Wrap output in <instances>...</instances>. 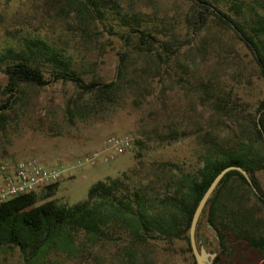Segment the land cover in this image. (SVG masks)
Returning <instances> with one entry per match:
<instances>
[{"label": "rangeland", "instance_id": "1", "mask_svg": "<svg viewBox=\"0 0 264 264\" xmlns=\"http://www.w3.org/2000/svg\"><path fill=\"white\" fill-rule=\"evenodd\" d=\"M215 1L239 21L228 0ZM115 2L116 10L98 18L77 13L68 0H0V54L8 48L20 51L24 38H38L68 58L69 70L85 83L102 86L116 81L120 54L125 51L118 37L127 31L120 21L122 14L139 16L159 41L172 35L186 37L184 18L190 7L186 0ZM128 52L116 89L105 95L99 87L84 92L70 81H54L51 67L43 64L48 83L40 88L21 85L16 98L8 101L10 107L4 111L8 120L0 129V162L34 159L44 167L59 162L71 166L78 157L101 149L109 137L130 136L132 146L122 155L77 168L58 182L50 199L71 206L84 201L93 184L140 166L169 163L193 173L204 154L203 134L212 132L216 140H225L229 118L256 116L264 94L262 78L235 32L213 15L171 59L159 60L156 52ZM0 68V106H4L9 96L4 93V67ZM170 129L180 131L173 138L167 135ZM144 173L142 178H147ZM257 179L264 190V171L257 173ZM44 189L38 191L43 194ZM258 214L264 224V210ZM201 235L210 241L209 250L219 254L216 232L207 226ZM129 243L127 235L116 237L89 247L82 257L58 256L48 264H120L122 249ZM227 245L228 254H220L219 264H239L237 243ZM140 253L159 264H192L181 241H152ZM0 264L23 261L13 249L0 254ZM243 264H264V254L252 255Z\"/></svg>", "mask_w": 264, "mask_h": 264}, {"label": "trees", "instance_id": "2", "mask_svg": "<svg viewBox=\"0 0 264 264\" xmlns=\"http://www.w3.org/2000/svg\"><path fill=\"white\" fill-rule=\"evenodd\" d=\"M68 1L77 13L98 18L105 11L118 8L115 0ZM186 1L190 7L184 18L187 32L183 39L172 35L159 41L142 25L139 16H120L127 27L124 34H118L125 51L120 54L116 81L110 84L85 83L69 70L68 58L38 38L22 39L20 51L4 50L0 54V67H4L2 72L7 77L4 93L9 100L0 106V129L8 120L4 112L10 107L8 101L16 98L21 85L40 88L48 83L43 64L51 67L50 76L54 81H70L84 92L99 87L103 95L109 94L123 75L128 51L156 52L159 60L171 59L176 50L201 32L211 15L222 26L232 29L248 49L264 85V0H239V7L237 0H228L239 21L224 12L215 0ZM213 2L217 6L213 7ZM221 106L220 110H224ZM255 113L254 117L239 116V120L229 118L225 124V140L219 137L216 140L212 132L203 134L204 154L200 167L193 173L169 163L151 164L93 184L86 199L71 206L50 199L58 183L45 187L43 194L37 190L1 203L0 254L17 249L23 264H48L58 256L82 257L89 247L101 241L127 235L130 243L122 249L120 264H159L140 253L150 242L159 240L170 244L183 242L195 264L189 243L194 210L214 178L232 166L246 171L260 196L254 194L239 172L225 174L202 210L195 230L196 244L210 251V241L201 235L209 225L216 232L220 247L212 264H219L220 254H228L229 242L239 247V264L252 259V255H263L264 224L258 211L264 210V190L257 173L264 171V94ZM179 131L170 129L167 135L174 138ZM142 172L147 178H142Z\"/></svg>", "mask_w": 264, "mask_h": 264}, {"label": "built area", "instance_id": "3", "mask_svg": "<svg viewBox=\"0 0 264 264\" xmlns=\"http://www.w3.org/2000/svg\"><path fill=\"white\" fill-rule=\"evenodd\" d=\"M131 146L130 136L115 135L109 137L101 149L78 157L71 166L59 162L44 167L34 159L14 164L0 162V204L57 184L77 168L108 163L128 151Z\"/></svg>", "mask_w": 264, "mask_h": 264}, {"label": "water", "instance_id": "4", "mask_svg": "<svg viewBox=\"0 0 264 264\" xmlns=\"http://www.w3.org/2000/svg\"><path fill=\"white\" fill-rule=\"evenodd\" d=\"M257 121H258V118H257ZM259 128H260V126H259ZM230 171L239 172L244 177L246 182L249 184V186L252 189V191L254 192V194L257 196H260L259 193L257 192L256 188L252 184V181H251L249 175L246 173V171H244L240 167H232V166L227 167V168L223 169L214 178V180L211 182V184L207 188L206 192L204 193V195L200 199L198 205L196 206L194 213H193V216H192V219H191V222H190L189 243H190L192 255H193L194 260H195V264H212L213 260L215 259L216 255H217L215 252H210V251L206 250L203 246H199V247L197 246L196 241H195V230H196L200 215L202 213V210H203L204 206L206 205L209 197L213 193L214 189L216 188V186L218 185L220 180L224 177V175ZM208 227H210V226L208 225ZM216 238H218V237H216Z\"/></svg>", "mask_w": 264, "mask_h": 264}]
</instances>
